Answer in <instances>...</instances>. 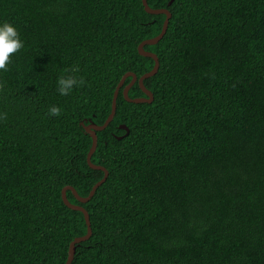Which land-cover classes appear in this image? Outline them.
I'll return each instance as SVG.
<instances>
[{"label": "trees", "instance_id": "16d2710c", "mask_svg": "<svg viewBox=\"0 0 264 264\" xmlns=\"http://www.w3.org/2000/svg\"><path fill=\"white\" fill-rule=\"evenodd\" d=\"M169 1L146 0L170 13L144 47L152 102L125 80L91 157L105 182L66 192L91 230L71 264H264V0ZM164 20L141 0H0L23 41L0 70V264H65L86 235L61 200L104 176L84 126L152 70L137 47ZM68 76L84 83L60 95Z\"/></svg>", "mask_w": 264, "mask_h": 264}, {"label": "water", "instance_id": "95a60500", "mask_svg": "<svg viewBox=\"0 0 264 264\" xmlns=\"http://www.w3.org/2000/svg\"><path fill=\"white\" fill-rule=\"evenodd\" d=\"M173 1L174 0H170L168 5H171L173 3ZM141 2H142V6H143L144 11L147 14H149V15H164L165 16V20L163 22L160 34L158 36H156L155 38L148 39V40L141 42L139 44V46L137 47L138 55L141 57H144V58L152 59L154 62V65H153V68L150 72L142 75L140 78H137L132 73H126L121 78L118 86L116 87V89L114 91L113 98H112V104H111V112H110L108 118L106 119V121L104 122V124L102 126H96V125L90 123L87 126H84V130H85L86 134H88L92 140L91 148H90V150L87 154V158H86L87 165L89 166V168H91L93 170L102 171L104 173V176H103L101 181H99L98 183H96L92 187L90 193L88 194V196L86 198L79 197L72 187H65L61 190V200H62L63 205L72 211L80 212L83 215V218H84V221L86 224V228H87V233L85 236L76 238L70 243L69 248H68V257H67L65 264H71L72 263L73 258H74V254H75L76 245H78L82 242H86L91 235L89 217H88L87 212L81 206L71 204L66 198V192L70 191L78 203L85 204V203L90 201V199L93 197L96 189L105 182L107 175H108L107 171L104 168H102L100 166H95L91 163V157H92L93 153L95 152V149L97 146L96 133L103 131L109 125V123L112 121L114 114H115V110H116V98H117L118 92L121 89V87L123 86V84L127 78H131V81L122 91V96L126 102L133 103V104L151 103L152 99H153L152 94L148 90L145 89V87L143 85V81L156 74V72L158 70L159 63H158V59H157L156 55L151 53V52H146L144 50V47L145 46H154L162 39V37L164 36V34L166 33V30H167L168 21L170 19V13L166 9H159V10L150 9L147 5L146 0H141ZM135 83L138 84L140 90L144 94V98L131 99L128 97V91ZM119 128L126 132L125 135L128 134V130L125 126H120ZM121 138L122 137H117L116 139L120 140Z\"/></svg>", "mask_w": 264, "mask_h": 264}, {"label": "clouds", "instance_id": "9594fccd", "mask_svg": "<svg viewBox=\"0 0 264 264\" xmlns=\"http://www.w3.org/2000/svg\"><path fill=\"white\" fill-rule=\"evenodd\" d=\"M23 47L18 30L10 22H0V70H6L10 54ZM83 79L77 80L73 76L60 77L57 80V91L60 95H68L74 85L83 84ZM60 109L56 106L49 108L51 115H58Z\"/></svg>", "mask_w": 264, "mask_h": 264}]
</instances>
